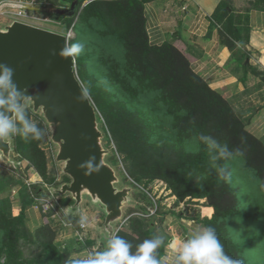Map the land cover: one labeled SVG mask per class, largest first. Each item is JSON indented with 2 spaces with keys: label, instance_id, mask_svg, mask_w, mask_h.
I'll list each match as a JSON object with an SVG mask.
<instances>
[{
  "label": "trees",
  "instance_id": "trees-1",
  "mask_svg": "<svg viewBox=\"0 0 264 264\" xmlns=\"http://www.w3.org/2000/svg\"><path fill=\"white\" fill-rule=\"evenodd\" d=\"M75 1L79 2L75 37L70 38L69 47L72 41H79L87 54L74 56L77 74L96 103L127 173L140 185L164 182L178 203L205 200L213 214L200 223L214 229L225 255L240 264H264V142L247 130L225 97L193 70L192 58L179 32L162 45L150 42L144 9L145 4L155 0H59L65 8ZM220 7L221 37L229 49L235 46L232 40L243 43L241 54L246 69L249 52L245 47L247 39L243 42L240 38V21L226 1ZM70 20L69 28L75 22L74 18ZM91 63L101 68L117 87L120 99L103 94L96 83L89 82L85 67ZM23 112L32 123L31 110ZM16 122L21 126L17 151L46 177L49 161L43 146L50 142L47 127L42 121L35 123L43 133L41 139L35 140L33 134L25 133L18 117ZM224 147L233 155L220 156ZM235 166L243 179L239 187L232 181ZM20 196L19 219L27 224L25 212L33 200L25 186ZM139 197L143 204L135 212L148 214L154 208V200L143 190ZM160 210L158 207L155 216L130 217L117 235L131 245V254H136L145 239L162 237L154 255L165 264L168 237L161 227L165 221L161 216L158 226L154 219ZM12 215L10 199H0V259L11 254ZM72 221L75 229H80V218ZM29 231L33 241L44 247V264L75 261L58 246L53 228ZM88 245L95 246L96 242Z\"/></svg>",
  "mask_w": 264,
  "mask_h": 264
},
{
  "label": "water",
  "instance_id": "water-1",
  "mask_svg": "<svg viewBox=\"0 0 264 264\" xmlns=\"http://www.w3.org/2000/svg\"><path fill=\"white\" fill-rule=\"evenodd\" d=\"M79 2L70 9L44 8L47 14L74 17ZM69 40L61 33L21 21H12L0 28V64L14 70V81L22 93L18 103L24 111L40 115L50 132L56 163L68 182L52 187L53 195H70L73 205L63 207L66 216L79 215L86 202L105 214L99 225L97 248L105 249L109 239L116 236L125 223V210L139 207L133 197L141 189L123 185L111 164L113 151L107 148V134L99 112L80 81L74 56H62ZM6 114L16 121L13 112ZM15 141L0 140V163L14 166ZM95 157L93 160L92 158ZM93 165L89 172L87 165ZM99 166V171L95 169Z\"/></svg>",
  "mask_w": 264,
  "mask_h": 264
},
{
  "label": "crops",
  "instance_id": "crops-1",
  "mask_svg": "<svg viewBox=\"0 0 264 264\" xmlns=\"http://www.w3.org/2000/svg\"><path fill=\"white\" fill-rule=\"evenodd\" d=\"M222 1L155 0L145 4L144 13L149 39L153 45H162L171 41L179 32L181 41L192 58L193 70L202 76L213 90L225 97L245 122L247 130L264 142V80L259 74L252 72L250 66L245 69L241 54L243 45L240 42L232 40L235 46L229 49L223 41L221 17L218 15ZM24 2L27 11L38 13L42 11L41 8L35 7L32 0H24ZM41 2L44 3L45 0ZM233 12L234 15L241 14V12ZM243 14L249 30L245 47L257 56V66L264 72V9L250 8ZM243 77L245 81L242 80ZM174 198L171 199L175 200ZM200 201L204 204L205 200ZM200 201H196L197 205L191 209H182L185 202L180 203L179 208L169 205L170 209L178 212L165 222L170 235L164 257L165 264H172V252L168 244L173 239L191 238L196 230L204 228L200 220L212 216V209L200 206L198 203ZM86 212L87 209L83 214L61 216L51 212L45 213L31 206L26 210L25 217L32 232L45 226L53 228L60 249L71 259L78 260L85 259L98 250L102 251L97 248V244L88 245L90 241L99 240V234L97 235L93 230L96 224L101 223L97 212H93L92 224L83 219L85 230L82 232L86 242L83 244L78 241L79 229H75L72 218L81 220Z\"/></svg>",
  "mask_w": 264,
  "mask_h": 264
},
{
  "label": "rangeland",
  "instance_id": "rangeland-1",
  "mask_svg": "<svg viewBox=\"0 0 264 264\" xmlns=\"http://www.w3.org/2000/svg\"><path fill=\"white\" fill-rule=\"evenodd\" d=\"M34 2L35 7L41 8L42 10L44 8H51L52 10L55 9H70L71 6L65 8L60 6L61 3L59 0H45L44 3L41 1L44 0H32ZM226 1L231 9L233 11L241 12V14L236 15V19L240 21V38L244 42L247 39V31L248 27L245 20V11L249 10L250 8H256V9H264V0H223ZM88 2V1H87ZM85 2L83 6L86 5ZM82 6V7H83ZM221 8V7H220ZM222 10V8H221ZM77 13V12H76ZM28 15L30 17L25 18L26 21L29 23L35 24L36 26L64 34L66 32H69L74 28V25L76 24V15L74 17L75 22L72 24V27L69 28L70 24V18L69 17H61L58 15L52 16L51 14L41 12H31L28 11ZM33 17V18H32ZM49 18L52 22L46 23L44 19ZM12 21H9L7 19H1L0 20V28L5 27L6 25L10 24ZM75 37V32L74 36ZM79 41H72L71 45L73 43H77ZM243 43H241L242 45ZM238 49V47H237ZM85 50H83L79 55L85 54ZM249 53V60H248V66L252 68V72L258 73L260 75V78H264V72L259 69L257 66V56L251 52ZM245 61V60H244ZM244 65V63H243ZM242 65V66H243ZM87 68V79L91 84H97L98 88L103 94H109L112 97H114L115 100L120 99V92L107 78L105 73L101 68H99L97 65L89 64L86 66ZM248 68V67H247ZM76 70H77V64H76ZM82 82V81H81ZM264 83V82H263ZM83 84V83H82ZM84 86V85H83ZM85 87V86H84ZM102 98V97H101ZM264 98V94H263ZM94 100V99H93ZM96 102V100H94ZM96 104V103H95ZM25 109H30L32 112V106H26ZM32 123H38L42 121L44 125L47 127L46 123L42 119V117L38 114L35 115L32 112ZM100 115V119L102 122V126L104 130L106 131V125L105 122ZM16 125V131L12 133L10 136L15 141V154H14V160L15 165L14 166H8L6 164L0 163V199H10L12 202V212H13V225L11 228V254H4L3 257L0 259V264H44L45 257H44V247L39 242L33 241L30 231L27 227V224H23L19 219L20 214V204L22 202V197L20 196V190L22 189V186H25L28 192V195L30 196V199L33 200L34 196H38L39 199L44 200L48 199L51 209L49 210L52 214H59L61 216H65V213L63 211V207H67L69 205H73V202L70 199V195L65 196H59V195H52L50 192V189L52 187L58 188L61 184L68 182V177L63 176L61 174V166H59L56 163L55 160V149L52 146L51 142L49 144L43 146V148L47 151V158L49 161L48 164V172L46 177L42 176L38 171L35 170L33 165L30 163L28 159L22 154L21 152L17 151V138L21 131V126L17 124V122H14ZM48 129V127H47ZM107 134V148L111 151H113L114 155L110 159L111 164L115 167V169L118 172L119 177L122 180L123 185H133L135 187L140 188L145 193L148 194V196L153 199L160 207V214L157 217H154V219L158 222V226L160 224V219L164 218V221L167 222L168 219L175 213L173 209L170 207H181L180 203H178L177 199L173 200L171 191L168 189V186L162 182V181H154L151 183L144 182L142 185L136 183L131 176L127 173L124 163H123V157L119 154L117 150V146L115 145L114 141L112 140L110 134L106 131ZM48 135L50 140V132L48 129ZM231 167H233L231 165ZM237 171H236V170ZM235 169L232 173L234 186L239 187V183L243 180L241 173L239 172L240 169L235 166ZM246 171V170H245ZM247 172V171H246ZM247 174L252 178V180L257 183L256 177L250 173L247 172ZM54 180V183L51 184V181ZM243 182V181H242ZM29 184V185H28ZM40 190V193L37 194L36 190ZM133 197L138 201L139 204H143V200L136 194H133ZM170 199V200H169ZM196 201L199 200H190L188 199L184 203V207L182 206V209H191L197 203ZM200 206H204L206 208H210V205L204 201V204H201V201L198 202ZM178 206V207H177ZM202 206V207H203ZM87 209V212L83 215V219L86 220L88 223L92 224V216L93 212H97L100 215L101 223L96 224L94 227V232L98 235L100 239V233L103 232L101 229H99V225H102L105 221V214L102 210L99 208L97 209L93 205H91L89 202H86L83 206V209L81 210V214L84 213V211ZM89 209V210H88ZM137 208H129L125 210V222L127 219H129L132 216H138ZM183 211V210H179ZM213 212V209H212ZM182 213V212H181ZM163 218H162V217ZM160 218V219H159ZM163 221V223H164ZM125 224V223H124ZM163 230L165 234L167 235L169 239V232L167 227L162 225Z\"/></svg>",
  "mask_w": 264,
  "mask_h": 264
},
{
  "label": "clouds",
  "instance_id": "clouds-1",
  "mask_svg": "<svg viewBox=\"0 0 264 264\" xmlns=\"http://www.w3.org/2000/svg\"><path fill=\"white\" fill-rule=\"evenodd\" d=\"M84 45L80 42L73 43L70 47L61 50L62 56H75L83 51ZM14 70L7 64H0V140H7L16 131L14 120L6 112L15 113L16 117L23 123L25 133H31L32 139L39 140L43 137L41 130L28 119L18 103V97L22 93L13 79ZM227 147L220 150V156H231ZM93 160L95 157L92 158ZM89 175L93 171L90 162L87 165ZM99 171V166L95 169ZM84 220L81 219L83 226ZM163 242L162 237L145 239L138 246L136 254H131V245L122 237L114 236L109 239L103 251L89 255L85 259H78L72 264H161L155 258L154 252ZM168 248L172 252V264H240L225 255L223 245L218 239L214 229L210 226L202 230H196L195 234L187 240L173 239Z\"/></svg>",
  "mask_w": 264,
  "mask_h": 264
},
{
  "label": "built area",
  "instance_id": "built-area-1",
  "mask_svg": "<svg viewBox=\"0 0 264 264\" xmlns=\"http://www.w3.org/2000/svg\"><path fill=\"white\" fill-rule=\"evenodd\" d=\"M27 17H30V16L28 15V11L26 10V4L24 0H0V20L7 19L9 21H21V22L33 25L32 23H29L28 21L25 20V18ZM44 21L46 23L52 22L48 17L44 19ZM63 35H65L67 39L70 40V38L74 36V31L72 29L69 32L64 33ZM154 203H155L154 208L149 209L148 214L139 213L138 216H143V217L155 216L157 214L159 205L155 201ZM32 208L45 212V213L50 212L49 210L51 209L49 200L48 199L41 200L39 199L38 196L33 197ZM84 230H85L84 224L83 226L80 225V229L77 230L78 231V235H77L78 241L83 244H85L86 242V237L84 233L82 232Z\"/></svg>",
  "mask_w": 264,
  "mask_h": 264
}]
</instances>
